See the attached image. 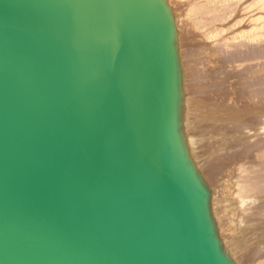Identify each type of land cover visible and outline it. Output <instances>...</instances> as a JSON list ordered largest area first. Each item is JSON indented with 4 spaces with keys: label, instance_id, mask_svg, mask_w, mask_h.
Returning a JSON list of instances; mask_svg holds the SVG:
<instances>
[{
    "label": "water",
    "instance_id": "water-1",
    "mask_svg": "<svg viewBox=\"0 0 264 264\" xmlns=\"http://www.w3.org/2000/svg\"><path fill=\"white\" fill-rule=\"evenodd\" d=\"M172 41L161 0H0V264H231Z\"/></svg>",
    "mask_w": 264,
    "mask_h": 264
},
{
    "label": "rangeland",
    "instance_id": "rangeland-1",
    "mask_svg": "<svg viewBox=\"0 0 264 264\" xmlns=\"http://www.w3.org/2000/svg\"><path fill=\"white\" fill-rule=\"evenodd\" d=\"M172 1L186 144L212 191L228 254L236 264H264V0ZM219 204L237 216L231 232Z\"/></svg>",
    "mask_w": 264,
    "mask_h": 264
},
{
    "label": "bare ground",
    "instance_id": "bare-ground-1",
    "mask_svg": "<svg viewBox=\"0 0 264 264\" xmlns=\"http://www.w3.org/2000/svg\"><path fill=\"white\" fill-rule=\"evenodd\" d=\"M162 2H163V4H164V6L166 7V9H167V11H168V14H169V16H170V19H171V22H172V27H173V41H172V45H173V55H174V61H175V64H176V68H177V97H178V104H177V111H176V126L178 127V140H179V143H180V146H181V148H182V151H183V154H184V156H185V159H186V161H187V163H188V165L190 166V168L192 169V171H193V173H194V175H195V177H197V180L200 182V184H201V186L203 187V189H204V191H205V193H206V197H207V201H206V208H207V214H208V217H209V220H210V224H211V228H212V232H213V235H214V238H215V240L217 241V243H218V245H219V247H220V249L222 250V252L224 253V255L227 257V259L229 260V262L231 263V264H236V262L230 257V255L228 254V250H226V248H225V246L227 247V245H225L224 246V243H223V241H222V237L220 236L221 235V233L219 232V230H218V226H217V224H216V222L217 221H215L216 220V217L214 216V211L215 210H213V212H212V191L210 190V187H208V185H207V183H206V181L204 180V178H203V176L201 175V173L199 172V170L197 169V167H196V165H195V163H194V161H193V159H192V157H191V152L189 151V149H188V146H187V144H186V138H185V135H184V125H183V123L184 122H182V115H183V112H184V106L185 105H187L188 106V94L187 95H184V94H182L184 91H183V88H182V86H183V82H182V69H181V63H180V57H179V51H178V45L180 44H178L177 42H180V41H177V28H180L179 27V24L177 25V24H175V20H176V18L177 17H175V20H174V16H173V11H172V7H171V1L170 0H161ZM173 1H179V2H181V1H183V0H173ZM172 1V2H173ZM180 4V3H179ZM176 5V4H175ZM181 5H183V3L181 2ZM177 7V6H176ZM186 11V10H185ZM177 16V15H176ZM185 16V15H184ZM177 22V21H176ZM179 22V21H178ZM176 25H177V28H176ZM182 25V24H181ZM182 27V26H181ZM181 29V28H180ZM178 34H179V32H178ZM179 36V35H178ZM181 38V37H180ZM179 39V38H178ZM176 44V45H175ZM179 47H181V46H179ZM184 47V46H183ZM181 49V48H180ZM179 49V50H180ZM189 71V70H188ZM194 76V75H193ZM194 77H196V76H194ZM191 80H193V78H191ZM184 84H186V83H184ZM185 88V87H184ZM190 88V87H189ZM186 94V93H185ZM183 96H185V97H183ZM180 128H181V130H180ZM186 133V132H185ZM187 135V134H186ZM189 135V134H188ZM188 139V138H187ZM190 139L192 140L193 138H191L190 137ZM190 140V141H191ZM194 140V139H193ZM190 143V142H189ZM191 144L192 145H194L193 144V142H191ZM198 145V144H197ZM191 146V145H190ZM194 147V146H193ZM195 148V147H194ZM200 148V147H199ZM195 154V153H194ZM202 158V157H201ZM197 160V159H196ZM199 160H201V159H199ZM197 162V161H196ZM198 164V163H197ZM200 167V166H199ZM216 170V169H215ZM211 175V174H210ZM230 185V184H229ZM209 186H210V184H209ZM214 187V189H215V186H213ZM217 188V187H216ZM219 188V187H218ZM220 190V189H219ZM219 190H218V192H219ZM222 190V189H221ZM220 190V191H221ZM217 191V190H216ZM224 191V190H223ZM225 192H226V190H225ZM228 192V191H227ZM219 193H222V191L221 192H219ZM218 193V194H219ZM231 193V192H230ZM221 195V194H220ZM230 195V194H229ZM218 197V196H217ZM237 199V198H236ZM236 201V200H235ZM215 202V201H214ZM229 202V201H228ZM219 203V202H218ZM223 203H224V201H223ZM228 204V203H227ZM220 205V204H219ZM222 205V204H221ZM221 205H220V208H221ZM213 206H215V204L213 205ZM234 206V205H233ZM217 207V206H216ZM215 207V208H216ZM232 207H230L229 205H225L223 208H221V209H223L224 210V214H225V218H227L225 221H226V225H225V228L227 229V230H225V229H223V230H225L226 232H231V230H233L234 228V223H235V221H234V219H235V217H237L236 216V214H235V212L233 211V208L231 209ZM216 211H217V209H216ZM215 211V212H216ZM219 211V210H218ZM223 215V214H222ZM220 216V217H223L224 218V216ZM220 217H218L219 218V220H220ZM215 218V219H214ZM217 218V219H218ZM221 220H222V218H221ZM224 220V219H223ZM221 224V223H220ZM222 226V225H221ZM220 227V226H219ZM237 228V227H236ZM222 229V228H221ZM225 231H223L224 233H225ZM222 232V231H221ZM222 232V233H223ZM233 233V232H232ZM230 234V233H229ZM222 235H224V234H222ZM227 235V234H226ZM234 235V234H233ZM235 236V235H234ZM236 237V236H235ZM224 239H226L225 237H224ZM230 240V239H229ZM234 241V240H233ZM233 241H232V243H233ZM229 242V241H228ZM236 242V241H235ZM232 248V247H231ZM231 248H229V249H231ZM237 251V250H236ZM231 252V251H230ZM234 251L232 250V253H233ZM233 257V256H232ZM240 261V260H239ZM244 264V263H243Z\"/></svg>",
    "mask_w": 264,
    "mask_h": 264
}]
</instances>
